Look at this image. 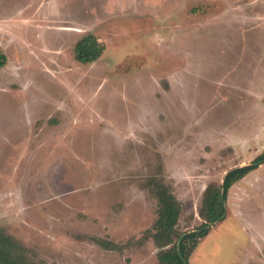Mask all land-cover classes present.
<instances>
[{
    "label": "rangeland",
    "instance_id": "1",
    "mask_svg": "<svg viewBox=\"0 0 264 264\" xmlns=\"http://www.w3.org/2000/svg\"><path fill=\"white\" fill-rule=\"evenodd\" d=\"M88 34L105 50L81 64ZM0 53V227L36 264H160L148 180L188 234L207 186L264 154V0H0ZM253 166L189 264H264Z\"/></svg>",
    "mask_w": 264,
    "mask_h": 264
},
{
    "label": "trees",
    "instance_id": "2",
    "mask_svg": "<svg viewBox=\"0 0 264 264\" xmlns=\"http://www.w3.org/2000/svg\"><path fill=\"white\" fill-rule=\"evenodd\" d=\"M105 46L99 39L88 34L83 37L75 47V56L78 63L90 64L97 61L103 54ZM6 56L0 53V67L5 65ZM264 159V154L256 160ZM253 165L236 167L224 177L222 184H210L204 191L198 211L199 217L204 221L196 231L186 234L181 243L184 258L189 264L190 250L188 244L196 247L201 238H205L209 230L204 229L207 224L216 221L226 212V200L229 190L246 175L253 171ZM147 188L157 201V218L152 229L147 233L159 248L160 264H184L178 254L177 244L185 233L178 231V222L182 215V204L177 199L172 189L163 180L151 178ZM97 243L108 250L120 249V246L111 241L97 239ZM0 264H36L29 259L23 245L13 236L0 227Z\"/></svg>",
    "mask_w": 264,
    "mask_h": 264
},
{
    "label": "water",
    "instance_id": "3",
    "mask_svg": "<svg viewBox=\"0 0 264 264\" xmlns=\"http://www.w3.org/2000/svg\"><path fill=\"white\" fill-rule=\"evenodd\" d=\"M262 163H264V159H263V160H260V161L257 162V163L251 164V165H260V164H262ZM225 215H226V212H225L222 216H220L216 221L207 224V226H206L204 229H209V228L214 227L218 222L224 220ZM186 234H187V233H185L183 236H181V238L179 239L178 244H177V251H178V254H179V256H180V258H181V260H182V262H183L184 264H187V261H186V259H185L184 256H183V253H182V250H181V243H182V239H183V237H184Z\"/></svg>",
    "mask_w": 264,
    "mask_h": 264
}]
</instances>
